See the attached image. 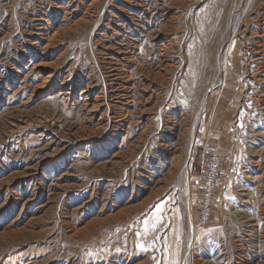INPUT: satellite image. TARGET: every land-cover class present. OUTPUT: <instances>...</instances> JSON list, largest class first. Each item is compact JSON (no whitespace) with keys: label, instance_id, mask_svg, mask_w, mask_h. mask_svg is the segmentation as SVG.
Wrapping results in <instances>:
<instances>
[{"label":"rangeland","instance_id":"374dc122","mask_svg":"<svg viewBox=\"0 0 264 264\" xmlns=\"http://www.w3.org/2000/svg\"><path fill=\"white\" fill-rule=\"evenodd\" d=\"M0 264H264V0H0Z\"/></svg>","mask_w":264,"mask_h":264},{"label":"built area","instance_id":"2783aa9c","mask_svg":"<svg viewBox=\"0 0 264 264\" xmlns=\"http://www.w3.org/2000/svg\"><path fill=\"white\" fill-rule=\"evenodd\" d=\"M224 164L225 157L219 151L213 150L203 155L197 183V222L201 226H210L217 221L215 200Z\"/></svg>","mask_w":264,"mask_h":264}]
</instances>
